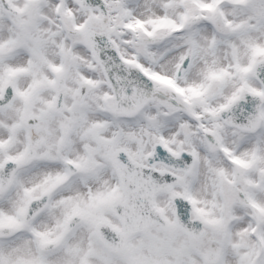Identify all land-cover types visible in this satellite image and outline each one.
<instances>
[{
    "label": "snow or ice",
    "instance_id": "snow-or-ice-1",
    "mask_svg": "<svg viewBox=\"0 0 264 264\" xmlns=\"http://www.w3.org/2000/svg\"><path fill=\"white\" fill-rule=\"evenodd\" d=\"M0 264H264V0H0Z\"/></svg>",
    "mask_w": 264,
    "mask_h": 264
}]
</instances>
